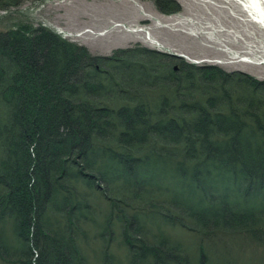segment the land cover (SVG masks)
<instances>
[{
	"label": "trees",
	"instance_id": "1",
	"mask_svg": "<svg viewBox=\"0 0 264 264\" xmlns=\"http://www.w3.org/2000/svg\"><path fill=\"white\" fill-rule=\"evenodd\" d=\"M135 57H91L42 28L0 33V264H89L83 222L97 223L79 202L97 207L79 183L109 210L92 232L103 264L116 237L127 264H264V81L213 67L189 84L197 70ZM161 225L192 235V251Z\"/></svg>",
	"mask_w": 264,
	"mask_h": 264
},
{
	"label": "rangeland",
	"instance_id": "2",
	"mask_svg": "<svg viewBox=\"0 0 264 264\" xmlns=\"http://www.w3.org/2000/svg\"><path fill=\"white\" fill-rule=\"evenodd\" d=\"M114 2L120 7L115 6ZM105 11L112 14L104 16ZM142 18H147L145 24L140 22ZM116 26L127 31L151 32L160 46L154 48L144 43L143 32L124 42L117 40L112 34ZM41 28L82 48L91 57L120 59L123 52L134 51L135 58L138 56L141 63H158L159 72L168 69L174 73L197 70L190 73L194 79L189 80V84L208 79L204 70L213 67L264 81V27L245 14L238 0H23L17 5L0 8V33L9 30L31 32ZM84 32L88 33L77 37ZM152 57V61L147 60ZM241 59H247L250 63L240 62ZM143 80L148 83L154 79L148 76ZM96 187L101 192V184H96ZM78 191L82 195L88 194L89 204L97 207L90 210L83 201L79 202L82 213H89V218L97 223L94 228L83 222L85 229L91 232L88 235L92 237L91 242L90 239H81L85 243L83 252L89 264H103L100 258L101 242L93 241L92 232L93 229L96 233L104 230V217L109 211L107 204L99 194L91 195L81 183L78 184ZM133 210L130 207L124 209L125 213H132ZM59 213L61 211L54 208L49 210L53 223L58 220ZM114 213L121 214L115 210ZM125 213L124 219L129 218L130 215ZM160 231L171 242L193 249L195 238L180 227L161 225ZM7 232L6 229V238L9 237ZM120 242L121 239L116 237L108 246L109 264H127L126 250Z\"/></svg>",
	"mask_w": 264,
	"mask_h": 264
},
{
	"label": "bare ground",
	"instance_id": "3",
	"mask_svg": "<svg viewBox=\"0 0 264 264\" xmlns=\"http://www.w3.org/2000/svg\"><path fill=\"white\" fill-rule=\"evenodd\" d=\"M239 2V6L240 8L245 12V14L249 17H251V19L255 22L260 24L262 27H264V0H238ZM118 3L114 2V5L117 7H120V5H117ZM109 14H112V12L110 11H105L104 12V16H108ZM147 18H142V20H140V22L143 24L146 23ZM104 25L107 26V22L105 20L102 21ZM178 22L175 23L176 26H178ZM159 28V27H158ZM58 33H61L60 30H57ZM143 31H137V30H122L119 29L118 26H116L113 29V36L115 37V39L117 40H121V41H127L130 39H133L135 34L138 33H142ZM88 32H84L80 35H77V37H81L84 34H87ZM151 33V32H150ZM149 32L144 31L142 34V41L146 44H149L150 46L156 48L159 47V43L157 41H155V39L151 36ZM70 35H67L66 37H68ZM225 52V51H224ZM174 54V53H173ZM175 55V54H174ZM180 57H185L183 55H179ZM240 62L243 63H250L244 59H241Z\"/></svg>",
	"mask_w": 264,
	"mask_h": 264
}]
</instances>
